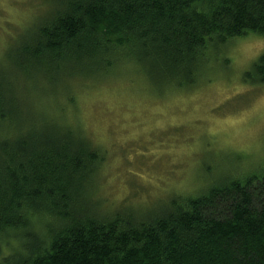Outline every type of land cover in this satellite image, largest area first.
Listing matches in <instances>:
<instances>
[{
  "label": "trees",
  "instance_id": "trees-1",
  "mask_svg": "<svg viewBox=\"0 0 264 264\" xmlns=\"http://www.w3.org/2000/svg\"><path fill=\"white\" fill-rule=\"evenodd\" d=\"M21 22L0 43V264H264V165L153 210L113 205L79 121L82 92L126 67L159 96L209 81L264 36V0H40ZM244 82L264 86V54Z\"/></svg>",
  "mask_w": 264,
  "mask_h": 264
},
{
  "label": "rangeland",
  "instance_id": "rangeland-1",
  "mask_svg": "<svg viewBox=\"0 0 264 264\" xmlns=\"http://www.w3.org/2000/svg\"><path fill=\"white\" fill-rule=\"evenodd\" d=\"M39 3L0 0V43L5 30L28 24ZM239 39L229 49V65L221 54L222 63L196 89L159 96L126 67L118 82L82 92L79 121L105 156L99 198L153 210L175 191L193 192L209 173L264 165V86L244 82L264 54V36Z\"/></svg>",
  "mask_w": 264,
  "mask_h": 264
}]
</instances>
